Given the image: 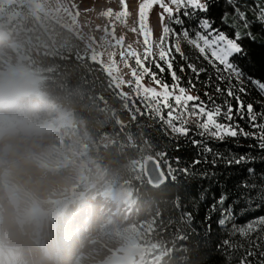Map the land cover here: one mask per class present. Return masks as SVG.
Masks as SVG:
<instances>
[{"label":"rangeland","instance_id":"374dc122","mask_svg":"<svg viewBox=\"0 0 264 264\" xmlns=\"http://www.w3.org/2000/svg\"><path fill=\"white\" fill-rule=\"evenodd\" d=\"M185 4L205 7L204 0H0V80L9 72L38 79L27 87L33 97L24 94L21 105L2 110L0 101V264H111L120 258L128 259L125 264H157L169 251L145 244L153 227L151 213L119 177L94 164L89 150L98 143L70 109L48 96L32 54L45 48L53 54L81 52L105 68L126 98L142 96L173 131L183 132V124L190 122L218 137L232 134L230 124L217 122L195 93L161 78L172 73V56L183 52L181 40L172 39L168 19ZM196 45L224 63L239 48L221 34H200ZM25 128L51 134L44 141L39 135L41 144L35 142L37 134L20 142L17 136ZM18 145L22 152H16ZM132 166L140 177L142 162ZM91 200L107 201L110 212L119 200L118 215L102 217L96 203L92 220L96 212L103 221L88 226ZM79 205L85 214L77 229L73 216L65 217Z\"/></svg>","mask_w":264,"mask_h":264},{"label":"trees","instance_id":"16d2710c","mask_svg":"<svg viewBox=\"0 0 264 264\" xmlns=\"http://www.w3.org/2000/svg\"><path fill=\"white\" fill-rule=\"evenodd\" d=\"M204 1V8L185 4L169 17L183 52L161 78L228 122L233 133L223 137L190 122L173 131L142 96L126 98L81 52L45 48L32 58L48 96L98 143L89 150L94 164L119 177L151 213L145 244L169 249L157 264H264V0ZM200 34H221L239 48L221 62L196 45ZM147 155H156L167 175L159 188L133 169Z\"/></svg>","mask_w":264,"mask_h":264},{"label":"bare ground","instance_id":"6f19581e","mask_svg":"<svg viewBox=\"0 0 264 264\" xmlns=\"http://www.w3.org/2000/svg\"><path fill=\"white\" fill-rule=\"evenodd\" d=\"M2 42L3 43L1 45H3L5 43L4 40ZM15 74L16 73H14V72H9L7 75H4V76L1 77V80H0V82H1V87H0V101H3V104H1L2 110H8V111L11 110V109L14 108V106H15L16 103H18V104L21 105L22 103L20 101L22 100V96H24V94L26 95V97L28 95H29L30 98L33 97L32 90L28 89L27 87L28 86H31V85H36V83L38 82V79L34 78L33 75H29L28 77H24L23 79H20L21 76H17V74H16V76H17L16 77ZM14 93H19V94H14ZM32 100H34V98ZM31 103H32V101H31ZM32 132L33 131L30 128H25V129H23L21 131V135L22 136L18 135L17 136V139L20 142L24 140L23 138L28 139L27 137L30 138L28 140H32L33 137H34V134H37L38 136L39 135H43L42 137H43V141H44L45 140V137H48V135L51 134V132H48V130L47 131H44L43 130L42 131L43 133L41 132V134H40V131L39 130H36L33 133ZM36 140H38V138L35 139V142H36ZM22 150H23L22 149V146L21 145H18L16 152H22ZM118 202H119V200L117 202H114L113 203V205L115 206V213H114V215H118L116 213V210H118V207H119V203ZM90 203L92 205V209H94L93 207H94V205L96 203L97 204L99 203V206H100L101 204L103 205V203H107V201L104 202L103 200L102 201H99V200H91ZM99 206L97 205L96 208H98ZM108 207H109V205L108 206H105V212L106 213H112L113 211H111V212L110 211H106V209ZM110 207H111V209L113 208L112 205H110ZM98 211H99L100 214L102 213V210H98ZM84 214H85V212L82 213V211H80V205L78 207L75 206L74 207V210H72L71 214H70V212L67 213V216L65 217V219H70V216H73V219H71V220H74L75 223H76V225H77V229H78V227L80 229V224H82L81 217L84 216ZM90 214H91V212H90ZM99 215H97L96 212H95V217H94V213H93V218L94 219H97V222L98 223L101 222L100 221V217L101 216L99 217ZM102 217L106 218V214L104 213ZM77 235H78V231H77ZM94 242H96V241H94ZM87 243H89V242H87ZM89 244H92V242L89 243ZM89 244H88V246H89ZM126 260L128 261V259L120 258L119 260H115L114 262H111V264H125ZM76 264H79V263H76Z\"/></svg>","mask_w":264,"mask_h":264},{"label":"water","instance_id":"95a60500","mask_svg":"<svg viewBox=\"0 0 264 264\" xmlns=\"http://www.w3.org/2000/svg\"><path fill=\"white\" fill-rule=\"evenodd\" d=\"M125 119V118H123ZM143 175L154 188H159L167 182V175L156 155H147L142 162Z\"/></svg>","mask_w":264,"mask_h":264}]
</instances>
